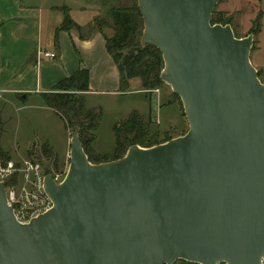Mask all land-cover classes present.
<instances>
[{"label": "water", "instance_id": "obj_1", "mask_svg": "<svg viewBox=\"0 0 264 264\" xmlns=\"http://www.w3.org/2000/svg\"><path fill=\"white\" fill-rule=\"evenodd\" d=\"M218 2L137 0L188 131L93 164L74 127L65 179L44 178L49 211L18 222L0 182V264H262L264 84L253 34L211 24Z\"/></svg>", "mask_w": 264, "mask_h": 264}, {"label": "crops", "instance_id": "obj_2", "mask_svg": "<svg viewBox=\"0 0 264 264\" xmlns=\"http://www.w3.org/2000/svg\"><path fill=\"white\" fill-rule=\"evenodd\" d=\"M69 2L73 5H70L72 8L66 5L52 6L53 4L47 8L41 0H0V123L3 128L0 146L15 164L34 158L29 156L33 146L38 148L39 155L36 158L39 160L40 157L41 161V147L44 144L59 158L52 145L53 130L43 120L60 118L45 105L41 95L51 92L58 82L78 69H86L89 72V91L82 94L84 98L93 94H124L119 89L117 66L107 53L105 40L100 33L80 39L74 32H62L58 37L59 43L56 44V30L63 22L64 7L70 10V17L82 30L84 27L90 30L88 25L91 22L80 17L84 13L90 16L93 14V10L86 6L88 2ZM39 52L53 53L55 58L40 57ZM44 60L46 62H43ZM55 60L56 62H52ZM44 63L48 65L45 66ZM155 93L159 100L158 90ZM11 110L16 111V125L29 119L28 123L33 122L39 126L34 134L39 135L41 140H38L37 144H29L25 149V156L21 159L15 157L19 154L16 146L3 144V138L7 134L6 125L14 121ZM70 138L68 133L67 149L61 158L68 157ZM42 161L45 162V159Z\"/></svg>", "mask_w": 264, "mask_h": 264}, {"label": "trees", "instance_id": "obj_3", "mask_svg": "<svg viewBox=\"0 0 264 264\" xmlns=\"http://www.w3.org/2000/svg\"><path fill=\"white\" fill-rule=\"evenodd\" d=\"M85 1L88 3L92 1L112 3L108 12L111 24L106 23V20L95 18V21H93L95 24L93 25H96L101 33L105 26H108L114 32L112 37L104 36L105 49L117 66L121 93L126 92L130 87V83L134 80L140 82V88L146 94L157 89L162 84L159 76L164 67V62L161 52L155 46L146 45L143 47L140 45L144 25L137 0ZM63 11V22L56 30V44L59 43L58 37L61 31L68 32L74 29L77 32H81V27L70 17V10L64 7ZM262 16L263 13L257 15L252 23L249 34H253L254 37L261 32ZM221 23L222 19L220 16L213 12L211 24ZM226 24H230V22ZM93 25L90 26V29H93ZM236 38L238 37L236 36ZM88 91L89 72L86 69H78L69 77L58 82L51 92L42 94L41 98L45 105L52 109L54 114L64 122L65 128L68 131L73 133L74 127L79 129L80 141L89 162L100 164L118 160L134 145L142 148H150L164 143L159 140L157 132L151 131L150 120L137 111H132L113 128L115 146L112 156H98L93 149V143L96 139L95 134L99 128L102 113L99 109L89 110L85 107V98L82 94ZM2 132L3 128L0 123V138ZM40 155L43 160L48 159L57 168L58 158L47 145L44 144L41 147ZM10 160V156L0 146V161L7 162ZM40 162L43 164L42 161ZM44 168L47 170V173L54 172L48 165L46 167L44 166ZM174 264L194 263L179 260Z\"/></svg>", "mask_w": 264, "mask_h": 264}, {"label": "rangeland", "instance_id": "obj_4", "mask_svg": "<svg viewBox=\"0 0 264 264\" xmlns=\"http://www.w3.org/2000/svg\"><path fill=\"white\" fill-rule=\"evenodd\" d=\"M41 1L47 5V8H49L50 4L57 7H63L66 5L69 6V8H72L70 6L72 4H70L69 0ZM81 2L86 3L85 0H81ZM86 6L89 10H93V14L90 16L84 13L85 15H80V17L91 22L88 27L95 24L93 22L95 21V18L106 20V23L111 24L108 12L112 3L92 1L87 3ZM214 12L222 19L221 25H230L234 34L238 38L247 37L253 21L256 19L257 15L263 13L261 20V32L257 36L253 37L254 41L252 51L250 53V60L252 65L257 70L260 81L264 84V0H219ZM229 22L230 24H226ZM93 26V29L90 30L87 29V27H84L79 33L74 29L69 30L67 33L74 32L80 39H85L95 33H100L103 38L104 36L112 37L114 35V32L108 26L103 27L102 33L98 30L96 25ZM61 33L62 31L60 34ZM43 62L46 61L44 60ZM52 62H56V60ZM44 65H48V63H44ZM141 90L140 82L134 80L130 83L129 89L126 90L124 94L108 93L86 96L85 107L89 110L99 109L102 113L99 128L95 134L96 139L93 143L98 156H112L115 146L113 128L116 124L125 119L132 111H137L150 120L151 131L158 133V137L161 142L165 143L167 140L181 137L188 131V123L184 116L182 103L180 99L173 94L170 86L162 83L159 87H157L156 90L159 92V100H157V96L154 95L156 94L155 92L152 93L151 91L148 94L144 93L145 91L143 90L142 92H138ZM1 103L2 102H0V107ZM21 114H23V112H21ZM5 116H7V114H5ZM11 116H13L14 121L8 122L6 125L5 130L7 131V134H5V138H3V144L4 146L9 147L16 146L19 150V154L15 155V157L21 159V157L23 158L25 156V149L29 144H33V142L36 143L38 140H41L39 135L34 134L39 126L35 123L33 124V122L32 124L28 123L27 120L29 119H26V121L22 120L19 125H16V111L11 110ZM4 121L5 120H3V122ZM43 121L53 130L52 145L59 158L57 168H55L53 163L48 161V159L45 160V162L41 159L43 162L42 166L44 165L46 167L48 165V167L54 171L51 172V174H58L60 176L59 181H63L69 168L70 157L69 153L68 157L64 156L61 158V156L65 154V150L67 149L68 133H70L71 138L73 133L71 131L68 132L61 119H54L52 121L44 119ZM68 152H70V149ZM37 155H39L38 148L33 146L30 151V156L36 157Z\"/></svg>", "mask_w": 264, "mask_h": 264}, {"label": "built area", "instance_id": "obj_5", "mask_svg": "<svg viewBox=\"0 0 264 264\" xmlns=\"http://www.w3.org/2000/svg\"><path fill=\"white\" fill-rule=\"evenodd\" d=\"M39 56L55 58L53 53L39 52ZM46 174L45 168L36 158H29L17 164L0 161V182L6 184L7 200L18 222L27 224L52 208L53 203L45 194L43 186ZM51 175L56 183L62 181H59L58 174Z\"/></svg>", "mask_w": 264, "mask_h": 264}]
</instances>
